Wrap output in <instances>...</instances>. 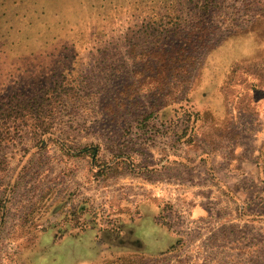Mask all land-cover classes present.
Masks as SVG:
<instances>
[{
    "label": "rangeland",
    "instance_id": "obj_1",
    "mask_svg": "<svg viewBox=\"0 0 264 264\" xmlns=\"http://www.w3.org/2000/svg\"><path fill=\"white\" fill-rule=\"evenodd\" d=\"M192 4L0 0V264H264V0Z\"/></svg>",
    "mask_w": 264,
    "mask_h": 264
},
{
    "label": "crops",
    "instance_id": "obj_2",
    "mask_svg": "<svg viewBox=\"0 0 264 264\" xmlns=\"http://www.w3.org/2000/svg\"><path fill=\"white\" fill-rule=\"evenodd\" d=\"M264 138V136H263ZM156 210H157V205H153L151 203H149L148 201L144 202L142 207H141V214H144L145 216L148 217V222H146L151 229H155L156 231H158L159 233L156 234L154 237H152L151 239L147 240V244L149 243L148 247L146 248L147 253L149 254H156V253H160V251L162 249L165 248L167 244V242L169 240H173L174 237L169 236V235H164L162 228L157 225L156 221H155V214H156ZM205 210H208V208L206 206H204L202 203H198L193 207V214L194 215H202ZM136 224H138V220L136 222Z\"/></svg>",
    "mask_w": 264,
    "mask_h": 264
},
{
    "label": "trees",
    "instance_id": "obj_3",
    "mask_svg": "<svg viewBox=\"0 0 264 264\" xmlns=\"http://www.w3.org/2000/svg\"><path fill=\"white\" fill-rule=\"evenodd\" d=\"M191 1H193V4H192V6H193V9L194 8H198V9H204V8H207V6L209 5V3H213V1L214 0H191ZM178 6H179V3H178ZM177 8V7H176ZM192 10V9H191ZM191 10H189V12H192ZM191 13H189V15L188 16H191L190 15ZM187 15H184L183 14V10H182V8H181V6H180V9L179 8H177L176 9V16L175 17H173L172 15H171V13L167 16V17H165V18H168L165 22H161V25L162 24H167V23H169L170 22V20H174V21H176V23L177 22H181V21H183V20H185L187 17H188ZM169 17H173V18H169ZM172 20V21H173ZM154 23H155V21H153ZM164 106V105H163ZM14 111H17L16 109H14ZM11 113L10 112H2V113H0V124L3 122V120H4V118H5V115H10ZM194 114L196 115V118H198V116H199V112H194ZM13 115H14V113H13ZM95 158V157H94ZM80 210H82V208H80ZM157 210H160V211H156V215H155V217H157L158 218V216H161V214L163 213V210H162V208L161 207H159L158 205H157ZM141 213H139L138 215H140ZM138 217H136L134 220H132V223H131V226L129 227V228H131V229H136V222H137V219ZM157 218H155V221H156V223H157V225H159L161 228H162V230H163V233H164V235H169V236H171L172 235V237H174V233H172L171 231H169L171 228V230H173V227L171 226V228H168L165 224H163L161 221H158V219ZM163 220H165V218L163 217ZM169 229V230H168ZM178 239L176 238V237H174L173 238V240H169L168 242H167V244L168 245H166L165 246V248L164 249H162L160 252H163V251H165V250H167L168 248H170L171 246H173L174 244H175V242L177 241ZM146 247H147V245H146ZM156 254H158V253H156ZM155 255V254H154Z\"/></svg>",
    "mask_w": 264,
    "mask_h": 264
}]
</instances>
